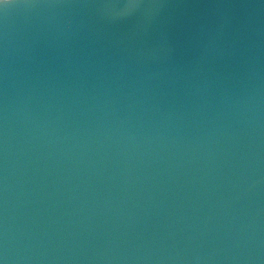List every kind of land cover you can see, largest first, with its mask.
Segmentation results:
<instances>
[{"label": "water", "instance_id": "water-1", "mask_svg": "<svg viewBox=\"0 0 264 264\" xmlns=\"http://www.w3.org/2000/svg\"><path fill=\"white\" fill-rule=\"evenodd\" d=\"M0 264H264V0H0Z\"/></svg>", "mask_w": 264, "mask_h": 264}]
</instances>
